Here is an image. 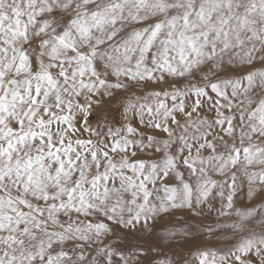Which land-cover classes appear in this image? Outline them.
Returning a JSON list of instances; mask_svg holds the SVG:
<instances>
[{
    "label": "snow or ice",
    "instance_id": "6c2138e0",
    "mask_svg": "<svg viewBox=\"0 0 264 264\" xmlns=\"http://www.w3.org/2000/svg\"><path fill=\"white\" fill-rule=\"evenodd\" d=\"M0 264H264V0H0Z\"/></svg>",
    "mask_w": 264,
    "mask_h": 264
}]
</instances>
